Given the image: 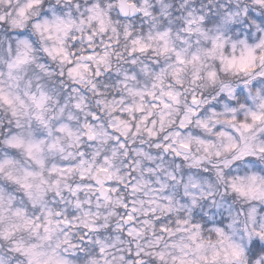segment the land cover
Here are the masks:
<instances>
[{"label": "clouds", "instance_id": "1", "mask_svg": "<svg viewBox=\"0 0 264 264\" xmlns=\"http://www.w3.org/2000/svg\"><path fill=\"white\" fill-rule=\"evenodd\" d=\"M0 264H264V0H0Z\"/></svg>", "mask_w": 264, "mask_h": 264}]
</instances>
